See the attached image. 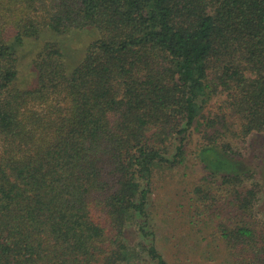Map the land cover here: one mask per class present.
I'll return each mask as SVG.
<instances>
[{
	"label": "trees",
	"instance_id": "16d2710c",
	"mask_svg": "<svg viewBox=\"0 0 264 264\" xmlns=\"http://www.w3.org/2000/svg\"><path fill=\"white\" fill-rule=\"evenodd\" d=\"M254 134L264 0H0V264H264Z\"/></svg>",
	"mask_w": 264,
	"mask_h": 264
},
{
	"label": "rangeland",
	"instance_id": "374dc122",
	"mask_svg": "<svg viewBox=\"0 0 264 264\" xmlns=\"http://www.w3.org/2000/svg\"><path fill=\"white\" fill-rule=\"evenodd\" d=\"M91 35L89 33H83L73 38L71 44V54L68 60L71 61L72 58H78L81 54V49L83 45L89 40H91ZM27 72V76H29ZM245 160L252 166L256 178H258L260 187V195L264 201V135H255L250 137L246 143V152L243 154ZM202 175V169L200 164L196 162V159L193 158L192 161H188L185 167L182 169H171L166 172H163L156 179V202L160 205L161 209H165V203L170 202L171 207H174L179 201L182 202L187 198L184 196V187L186 185L192 184L200 180ZM261 203V202H260ZM262 210V208L260 207ZM176 210H179L176 207ZM175 214V212H174ZM178 223V222H175ZM179 224V223H178ZM181 226V224H179Z\"/></svg>",
	"mask_w": 264,
	"mask_h": 264
}]
</instances>
